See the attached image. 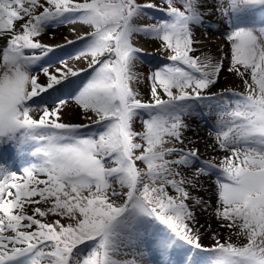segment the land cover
I'll return each instance as SVG.
<instances>
[{
    "label": "snow or ice",
    "instance_id": "1",
    "mask_svg": "<svg viewBox=\"0 0 264 264\" xmlns=\"http://www.w3.org/2000/svg\"><path fill=\"white\" fill-rule=\"evenodd\" d=\"M165 3L166 19L140 25L134 21L158 5L0 0V147L32 157L19 171L0 162V264H264V0ZM214 16L227 24L228 71L244 92H213L224 56L196 54L194 29L207 34ZM69 23L91 30L58 45L39 39ZM136 33L171 52L172 63L149 76L148 101L131 86L143 52L132 43ZM66 47L73 52L53 68L48 57ZM68 59H84L87 68ZM89 70L83 86L45 100ZM69 100L89 123L64 121ZM214 108L211 134L229 153L219 165L183 147L184 117ZM136 117L142 132L133 130ZM93 125L98 130L86 133ZM213 176V215L229 237L205 247L196 208L211 206L198 193L201 178Z\"/></svg>",
    "mask_w": 264,
    "mask_h": 264
},
{
    "label": "rangeland",
    "instance_id": "2",
    "mask_svg": "<svg viewBox=\"0 0 264 264\" xmlns=\"http://www.w3.org/2000/svg\"><path fill=\"white\" fill-rule=\"evenodd\" d=\"M138 2H140V3L151 2V3L158 5L157 8L147 9V15L139 18L141 21L140 25L156 24L160 20L167 18L166 12L164 11V9L167 8V4L165 3V0H138ZM175 6L181 7V5L179 3H175ZM135 21H134V23H135ZM217 23L218 22L213 23L212 28L208 29L207 33H208V35L213 34V35L220 37V39H223V42L228 49L229 57H228V62L224 65V70L220 74V79H219V82L216 84V87H217V89H220V90L221 89H231V90L237 91V92H244L245 89H244V85L241 82V78H240L239 83H237L233 78H231L234 75V73H231L228 71V67L230 65V55L231 54H230V44L226 40L227 28L225 30L219 31V27H218ZM76 24H78V23H69L66 25L76 26ZM63 26H65V25L58 26L55 28H53V27L47 28L45 30V32L39 37V39L41 40L42 43H45L48 45H53L47 41L49 39L47 34L49 33V31L59 29L60 27H63ZM90 30H91V28L89 27L88 31H90ZM132 43L134 44L135 47L142 49L143 52H142V54H140V59L136 62L135 67L133 69L136 73H138V79L136 81H133L131 86H132L134 91L139 93L138 98H140L143 101H148V100L153 99L151 97V94H150V87H151L152 81L149 79V76L152 72H154L156 69L162 67L163 65L172 63L168 59L171 52H170V50H168L162 46L161 40L154 38V37H151V36H146L142 33L134 34L132 37ZM197 47L199 48L200 44L197 45ZM152 48H153V50H152ZM72 50H73V48H72ZM72 50H70L68 53L73 52ZM56 53H57V50L54 54H51L47 59V62L51 63L53 68L60 66V64H59L60 58H58L57 60L53 59V57L55 56ZM65 56L63 58H65ZM83 60L84 59H80V60L74 59L71 62L76 61V63H78V62L83 61ZM68 62H70V59H68ZM89 72H90V70H89ZM41 82H44L43 76H41ZM79 85L80 84H77L75 87H73L72 88L73 91L76 90L78 87H81ZM66 91H68L67 87L62 88L58 92L52 93L51 96H46L45 100H50L52 96L61 95L62 93L67 94L68 92H66ZM160 91L162 92V90H160ZM173 91L175 92L176 89H173ZM164 98L167 99L166 96H164ZM49 106L51 107V104H49ZM228 110L229 109H223V111H225V112ZM197 111L198 112H200V111L208 112V109H206V108L202 109V110L197 109ZM143 116L145 119L147 118L146 114H143ZM193 118H195L196 120H199L201 122L202 129L205 132L204 136H202V138H200L201 140H198L197 142L201 143L202 145L210 143L211 145H215L217 147V142L214 138V135L211 134V133H214V131H215L214 125H215L217 118H218L217 109L214 108L211 111V113H209L208 115H190V116L184 117L185 122L188 124V126H189V122H190L189 120H192ZM63 119L65 122H69V123H78V124L89 123V121L82 118V110L75 104L74 101H71V100H69V106L64 112ZM224 119H228V117L225 116ZM132 127H133V130L136 132L144 131V125H143L140 117L134 118ZM196 128H198V127H196ZM97 130H98L97 126L93 125L91 129H88L85 131L87 133V132H96ZM184 137H185V144L183 145V147L198 148L200 156L202 159H208V160L212 159V158H209L207 156L205 157V153H204L203 148H201V146L196 141H194L193 139H190L188 129L184 131ZM137 141L139 142V138H137ZM189 141H191V143H189ZM167 146L171 147L172 145H167ZM176 146L181 147V145H179V144H176ZM227 155H229L228 152H226V156ZM26 161L31 162L32 157L25 156L24 158H20L17 161H15L16 170H14V171H19L22 167H24ZM217 165H219V164H217ZM137 166L141 167V168L145 167V165H143L139 161H137ZM189 175H190V173H189ZM208 178H210L212 182L215 180V176L208 177ZM202 180H203V177L201 178V181ZM115 187H116L117 191L126 190V189H121L118 184L115 185ZM169 191H170V194H174V192H172L171 189H169ZM198 194L200 196H203L202 194H200V192ZM215 206H216V200L213 202V204L209 207V209L207 211H204L201 208L197 207L198 209H201L200 215H197L198 227H200V232H201L200 242L205 247L212 246L214 243V239L217 236L221 241H224V238L228 239V237H229L228 236L229 232L225 229H221L219 224L217 223V220L214 218L213 213H214ZM48 219L54 220V219H56V217L49 216ZM64 221L67 222L66 219L63 220L62 222H64ZM212 222L214 223V225L217 224V226H218L217 231L218 232L216 231L217 233L216 232L211 233L210 236H208V240L205 242L204 238H202L203 230H206L205 229L206 223H209L211 225ZM224 234H227V236L224 237ZM231 239L233 242H237L236 236L233 235L231 237ZM82 247L86 248V246H82ZM120 258H123V257H120ZM200 258L202 259L203 256ZM142 264H143V262H142ZM149 264H155V262L150 260Z\"/></svg>",
    "mask_w": 264,
    "mask_h": 264
},
{
    "label": "bare ground",
    "instance_id": "3",
    "mask_svg": "<svg viewBox=\"0 0 264 264\" xmlns=\"http://www.w3.org/2000/svg\"><path fill=\"white\" fill-rule=\"evenodd\" d=\"M209 19L213 21L214 23L218 22L217 24L219 27V31L225 30L227 28L226 22L225 23L220 22L219 16L210 17ZM135 23L140 24L141 23L140 19L137 18ZM72 29H75V31H72ZM88 29H89L88 26L81 25L80 23L76 24V26L65 25L63 27H60L59 29L49 31V33L47 34L49 39L47 41L53 45H58L64 42L65 37H67L68 39L75 40L77 36L81 35L83 32H86ZM194 32H195V38L200 41V47H199L200 52L196 53L197 55H199L201 52L210 53L214 56H220L221 54H223L224 65L228 62V57H229L228 49L225 46L223 39H220V37L213 35V34L212 35H208V33L205 34L206 29L203 27L195 28ZM2 43L3 41H0V44ZM62 51L63 50L61 51L59 50L55 54L53 59L57 60L58 58H63L66 54ZM87 63L88 61L86 60L80 61L78 63H76V61L68 62L69 66L73 67L74 69L86 68ZM231 78H233L237 83H239L240 81V77L235 74ZM82 85L83 84L80 83V86ZM68 90L69 92L73 91V89L71 88H68ZM212 91L218 92L220 91V89H217V87L215 86L212 89ZM189 121L190 122H189L188 133H189L190 139H193L194 141L197 142L198 140H201L200 138L204 136L205 132L202 129L201 122L199 120H196L195 118H193L192 120H189ZM197 143L201 146V148H203L205 157L207 156L209 158H212L211 160L215 162L216 164H220L223 158L226 156V151L220 149L218 146L216 147L215 145H211L210 143L204 144V145H202L199 142ZM201 184L203 185V190L200 191V194H202L206 200H210V205H212L213 202L216 200V196L213 194V189L215 188L214 181L212 182L211 179L208 177H203ZM196 210H197L196 211L197 215H200L201 209L197 208ZM205 226H206L205 228L206 230H203L202 238H204V241L206 242L208 240V236H210L211 233H214L217 231L218 226L217 224L214 225L213 222L211 223V225L209 223H206ZM226 236L227 234H224V237ZM224 240H226V238H224ZM149 263H150L149 259L147 260L146 258L143 260V264H149Z\"/></svg>",
    "mask_w": 264,
    "mask_h": 264
}]
</instances>
